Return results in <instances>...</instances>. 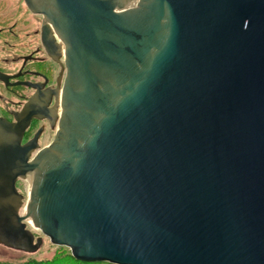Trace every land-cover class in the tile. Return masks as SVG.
<instances>
[{"label":"water","instance_id":"1","mask_svg":"<svg viewBox=\"0 0 264 264\" xmlns=\"http://www.w3.org/2000/svg\"><path fill=\"white\" fill-rule=\"evenodd\" d=\"M24 2L66 75L31 161L0 119V244L36 252L30 219L83 262L264 264V0Z\"/></svg>","mask_w":264,"mask_h":264},{"label":"flooded vegetation","instance_id":"2","mask_svg":"<svg viewBox=\"0 0 264 264\" xmlns=\"http://www.w3.org/2000/svg\"><path fill=\"white\" fill-rule=\"evenodd\" d=\"M66 66L60 42L24 0H0V119L23 126L21 144L54 140ZM20 179V178H19ZM18 181V180H17Z\"/></svg>","mask_w":264,"mask_h":264},{"label":"rangeland","instance_id":"3","mask_svg":"<svg viewBox=\"0 0 264 264\" xmlns=\"http://www.w3.org/2000/svg\"><path fill=\"white\" fill-rule=\"evenodd\" d=\"M51 137H44L41 146H48ZM27 178H20L16 183L19 193L22 195V206L20 214L25 213L26 205L30 197L31 186ZM27 228L31 230L35 237H42L41 247L33 253L8 248L0 244V264H72L71 251L65 246L53 244L40 229L34 227L32 223L27 222Z\"/></svg>","mask_w":264,"mask_h":264},{"label":"trees","instance_id":"4","mask_svg":"<svg viewBox=\"0 0 264 264\" xmlns=\"http://www.w3.org/2000/svg\"><path fill=\"white\" fill-rule=\"evenodd\" d=\"M71 261H72V264H112L109 262H83V261L76 260L72 255H71ZM33 264H42V263H33Z\"/></svg>","mask_w":264,"mask_h":264},{"label":"bare ground","instance_id":"5","mask_svg":"<svg viewBox=\"0 0 264 264\" xmlns=\"http://www.w3.org/2000/svg\"><path fill=\"white\" fill-rule=\"evenodd\" d=\"M63 53V52H62ZM28 180H29V184H30V186L32 185V183H33V175L32 174H30L28 177H26ZM27 222H29V223H31V221H30V219H28L27 220Z\"/></svg>","mask_w":264,"mask_h":264}]
</instances>
